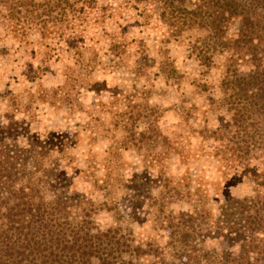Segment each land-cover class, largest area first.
I'll list each match as a JSON object with an SVG mask.
<instances>
[{
    "label": "rangeland",
    "instance_id": "374dc122",
    "mask_svg": "<svg viewBox=\"0 0 264 264\" xmlns=\"http://www.w3.org/2000/svg\"><path fill=\"white\" fill-rule=\"evenodd\" d=\"M46 1L0 0V140L6 150L38 154H25L20 177L38 179L47 201L82 196L101 228L117 225L161 245L195 200L217 215L226 197L257 193L259 162L235 169L216 154L219 142L204 137L227 132L232 115L220 103L224 56L207 67L192 51L206 34L191 26L172 37L158 0ZM120 93L165 142L149 134L140 151L113 154L124 135L115 108L130 110ZM202 239L213 253L238 251Z\"/></svg>",
    "mask_w": 264,
    "mask_h": 264
},
{
    "label": "trees",
    "instance_id": "16d2710c",
    "mask_svg": "<svg viewBox=\"0 0 264 264\" xmlns=\"http://www.w3.org/2000/svg\"><path fill=\"white\" fill-rule=\"evenodd\" d=\"M158 1L163 4L161 14L171 17L172 37L180 38L184 27L191 26L206 34V41L196 42L192 50L203 65L209 67L213 57L224 56L220 103L231 112V125L227 132L208 131L204 137L219 142L216 154L235 169L247 170L259 162L251 174L257 193L226 197L217 215L204 200H195L187 215L177 214L176 226L161 245L156 238L139 240L117 225L101 228L92 218L93 205L82 196L47 201L38 179L19 175L28 160L25 154L36 157L35 150H6L0 140V264H264V0ZM129 103V112L115 108L113 119L121 123L124 135L110 149L113 154L120 148L140 151L149 134L166 141L149 124L150 115L135 112ZM140 121L148 126L137 131ZM173 151L180 157L176 148ZM93 183L100 186L98 180ZM204 237L220 238L238 251L213 253L204 248Z\"/></svg>",
    "mask_w": 264,
    "mask_h": 264
}]
</instances>
